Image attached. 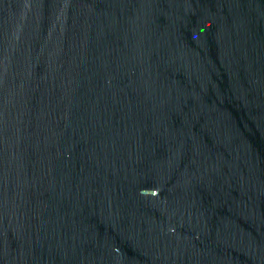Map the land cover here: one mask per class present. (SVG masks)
<instances>
[{"label":"water","instance_id":"obj_1","mask_svg":"<svg viewBox=\"0 0 264 264\" xmlns=\"http://www.w3.org/2000/svg\"><path fill=\"white\" fill-rule=\"evenodd\" d=\"M0 264H264V0H0Z\"/></svg>","mask_w":264,"mask_h":264}]
</instances>
